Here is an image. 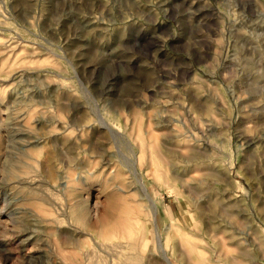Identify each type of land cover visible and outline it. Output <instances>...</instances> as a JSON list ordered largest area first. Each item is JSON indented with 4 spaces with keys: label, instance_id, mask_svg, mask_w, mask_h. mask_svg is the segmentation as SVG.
Returning <instances> with one entry per match:
<instances>
[{
    "label": "rangeland",
    "instance_id": "rangeland-1",
    "mask_svg": "<svg viewBox=\"0 0 264 264\" xmlns=\"http://www.w3.org/2000/svg\"><path fill=\"white\" fill-rule=\"evenodd\" d=\"M0 264H264V0H0Z\"/></svg>",
    "mask_w": 264,
    "mask_h": 264
},
{
    "label": "bare ground",
    "instance_id": "bare-ground-1",
    "mask_svg": "<svg viewBox=\"0 0 264 264\" xmlns=\"http://www.w3.org/2000/svg\"><path fill=\"white\" fill-rule=\"evenodd\" d=\"M128 262V261H127Z\"/></svg>",
    "mask_w": 264,
    "mask_h": 264
}]
</instances>
